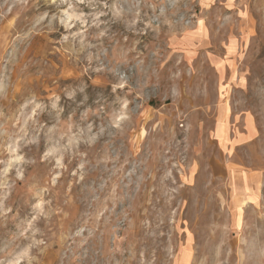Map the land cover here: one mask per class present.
Masks as SVG:
<instances>
[{"label":"rangeland","instance_id":"1","mask_svg":"<svg viewBox=\"0 0 264 264\" xmlns=\"http://www.w3.org/2000/svg\"><path fill=\"white\" fill-rule=\"evenodd\" d=\"M0 264H264V0H0Z\"/></svg>","mask_w":264,"mask_h":264}]
</instances>
